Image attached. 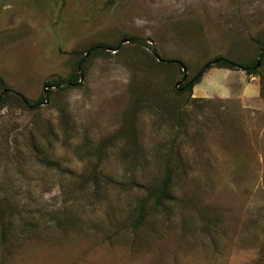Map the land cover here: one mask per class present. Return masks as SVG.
I'll list each match as a JSON object with an SVG mask.
<instances>
[{"label":"rangeland","instance_id":"obj_1","mask_svg":"<svg viewBox=\"0 0 264 264\" xmlns=\"http://www.w3.org/2000/svg\"><path fill=\"white\" fill-rule=\"evenodd\" d=\"M259 42L264 0H0V264H264V63L159 65Z\"/></svg>","mask_w":264,"mask_h":264},{"label":"trees","instance_id":"obj_2","mask_svg":"<svg viewBox=\"0 0 264 264\" xmlns=\"http://www.w3.org/2000/svg\"><path fill=\"white\" fill-rule=\"evenodd\" d=\"M132 41H136L134 39H132ZM138 42V41H136ZM140 43V42H138ZM259 45H261V51L262 53H260L259 55V59L256 61H252L249 63H243V62H239V61H235L232 60L230 58H225L222 56L216 57L214 60L206 63L198 72L197 74L192 77L191 79H185L184 82L180 83L178 85V92L180 93H185V92H189L190 95L192 96L193 93V89L194 87L202 80V77L205 74V70H209L213 67L215 68H220V69H227V70H242L243 72H245L248 76H260L259 73V69L260 67L263 65L264 63V44H261L259 42ZM105 47L98 45L95 46L91 49H89L85 54L88 53V56H92L95 55L97 53H100L102 51H104ZM112 50H117V47H113L110 48ZM159 58V57H157ZM87 61V58L84 57L82 59H80L78 61V65H77V70H79V74H77L75 76V78L73 80H69V82L71 84H77L78 81L81 78V73L80 71H84V64ZM172 61V60H169ZM180 62L178 60H173V62H166L164 60L159 61V65L161 66H175L177 65L178 67H180ZM182 68V67H181ZM61 85V81H52V82H46V86L50 87V88H54V87H59ZM0 89L2 90V93H4V97L7 96L11 91V89L7 86V84L5 83L4 79L0 76ZM262 91V90H261ZM48 93H50V91L48 90ZM42 100L43 97H42ZM24 101V100H23ZM28 105V101H26V103ZM171 183H172V179L170 177V175L165 176V178H163V180L160 182L159 185L150 188L148 190V195L147 197L143 198L142 200L139 201L138 206L136 207V218L134 220V223L132 224L134 228H138L145 220V218L147 217L148 214H150V210L147 209V202L149 199H153V207L155 211L158 212H163L165 206H166V202L169 201L171 199Z\"/></svg>","mask_w":264,"mask_h":264},{"label":"crops","instance_id":"obj_3","mask_svg":"<svg viewBox=\"0 0 264 264\" xmlns=\"http://www.w3.org/2000/svg\"><path fill=\"white\" fill-rule=\"evenodd\" d=\"M224 70H227V69H224ZM227 71H229V72H231V70H227ZM246 74V73H245ZM246 77L247 76H245V80H246ZM249 77H252V76H249ZM255 76H253V78H254ZM251 85H253V84H251ZM251 85L250 84H248V88L249 89H251L250 87H251ZM245 87H246V89H247V85H245L244 86V92H245ZM195 88V87H194ZM229 89V88H228ZM251 90H253V89H251ZM193 91H194V89H193ZM254 91V90H253ZM243 92V93H244ZM256 93V92H255ZM259 94V92L258 93H256V95H258ZM212 96V95H211ZM231 96H232V93H231V91H230V89H229V93L224 97V98H221V99H228V98H231ZM193 97L195 98V99H198V98H200V97H197L196 98V96H195V93H194V95H193ZM210 96H208V97H203V98H209ZM237 97L239 98V99H241L243 102L245 101V100H247V96H246V94L244 93V94H237Z\"/></svg>","mask_w":264,"mask_h":264},{"label":"water","instance_id":"obj_4","mask_svg":"<svg viewBox=\"0 0 264 264\" xmlns=\"http://www.w3.org/2000/svg\"><path fill=\"white\" fill-rule=\"evenodd\" d=\"M260 53H262V52H260ZM86 56H88V53L86 54ZM159 61H162V59H159ZM166 62H173V60H172V61H166ZM180 65H181V67H182L183 72L185 73L183 79L180 81V83H182V82H184L185 79H186L187 70H186L185 65H184L182 62H180ZM80 73H81V71H80ZM81 79H82V76H81ZM180 83H178V85H179ZM66 85H68V84H66ZM4 93H5V92L2 93V96L4 95ZM45 97H46V102H47V94H46V93H45ZM23 100H24V102H26L25 99H23Z\"/></svg>","mask_w":264,"mask_h":264}]
</instances>
